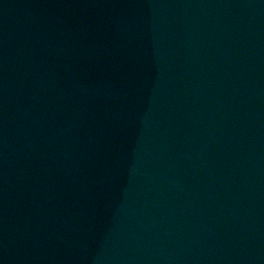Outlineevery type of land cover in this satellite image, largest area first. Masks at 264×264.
<instances>
[{"label": "water", "instance_id": "1", "mask_svg": "<svg viewBox=\"0 0 264 264\" xmlns=\"http://www.w3.org/2000/svg\"><path fill=\"white\" fill-rule=\"evenodd\" d=\"M0 264H264V0H0Z\"/></svg>", "mask_w": 264, "mask_h": 264}]
</instances>
